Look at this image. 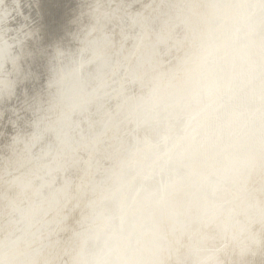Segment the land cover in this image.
Wrapping results in <instances>:
<instances>
[{
	"label": "clouds",
	"instance_id": "9594fccd",
	"mask_svg": "<svg viewBox=\"0 0 264 264\" xmlns=\"http://www.w3.org/2000/svg\"><path fill=\"white\" fill-rule=\"evenodd\" d=\"M0 264H264V0H0Z\"/></svg>",
	"mask_w": 264,
	"mask_h": 264
}]
</instances>
